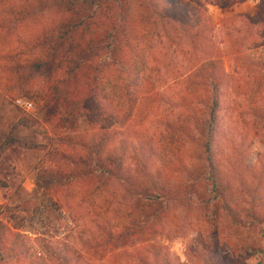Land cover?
Masks as SVG:
<instances>
[{
	"label": "trees",
	"instance_id": "16d2710c",
	"mask_svg": "<svg viewBox=\"0 0 264 264\" xmlns=\"http://www.w3.org/2000/svg\"><path fill=\"white\" fill-rule=\"evenodd\" d=\"M244 1L0 0V44H10L0 53V88L23 96L43 84L38 100L62 102L70 118L88 126L58 135L61 148L50 157L63 168L52 177L54 194L61 198L72 185L80 184L99 192L116 182L131 198L126 221L101 227L85 253L91 246L121 247L149 237L171 206L179 203L195 205L202 214L212 264H249L248 259L253 260L250 264H264V234L261 245L246 249L243 256L235 255V249L226 252L218 247L227 220L236 229H264L262 207L250 209L244 217L237 214L214 154L219 139L226 136L221 111L227 89L246 101L254 134L264 147V63L253 62L256 70L245 67V73L233 81L224 57L240 54L239 44L226 39L228 44L221 46L207 11L210 3L229 8ZM232 21L258 30L264 43V0H258L254 14L226 17L222 25ZM151 37L178 42L190 67L175 94L178 105L187 111L163 123L164 134L147 144L131 124L142 105L165 95L141 72L151 52ZM234 60L240 59L236 55ZM187 146L197 155H187L185 162L181 153L188 151ZM155 147L165 151L159 161H165L167 177L147 159L139 172L127 170V158L138 160L144 154L156 160ZM6 149L5 143L0 146V157ZM166 149L171 156H166ZM257 161L264 174V153ZM6 185L0 178V187ZM5 209L0 205V212ZM46 254L53 264H90L74 248L49 246ZM5 262L42 264L33 257L25 234L0 220V264Z\"/></svg>",
	"mask_w": 264,
	"mask_h": 264
},
{
	"label": "rangeland",
	"instance_id": "374dc122",
	"mask_svg": "<svg viewBox=\"0 0 264 264\" xmlns=\"http://www.w3.org/2000/svg\"><path fill=\"white\" fill-rule=\"evenodd\" d=\"M257 3L258 0H245L229 8L217 3L207 5L216 25L217 40L223 41L221 46L228 44L226 39L239 44L240 54L224 57L225 70L232 74L233 81L245 73V67L256 70L253 62L264 63V43L255 28L247 29L239 21L222 25V21L229 16L254 14ZM151 38V52L145 56L141 72L165 95L142 105L131 124L133 130H139L146 137L147 144H154L164 134L161 131L163 123L171 122L187 111L178 105L175 94L181 91V76L190 67L178 42L164 43L159 38ZM9 45L0 44V53ZM236 55L240 60H234ZM251 72L245 77H250ZM42 85L33 86L23 96L0 88V146L5 143L7 148L0 157V178L7 184L0 187V205L6 208L0 212V220L25 234L33 257L42 264H53L46 254V247L50 246L60 250L77 249L83 254V262L90 264H212L205 248L208 232L202 214L195 205L187 207L179 203L171 206L161 226L149 237L121 247L91 246L85 253L101 227L126 221L131 198L116 182L109 183L99 192L80 184L72 185L61 198L54 194L52 177L63 168L50 157V153L61 148L58 135L88 126L81 119L70 118L62 102L54 104L50 100H38ZM18 98L31 102L33 107L24 110L15 106L14 100ZM221 115L226 136L219 139L214 154L231 203L241 217L250 209L261 207L264 214V174L257 161L258 155L264 153V147L254 134L246 101L227 89L222 96ZM155 150L156 160H150L144 154H139L138 160L127 158V170L139 172L147 159L149 163L154 161L167 177L169 172L162 168L165 161H159L164 158L165 151L156 147ZM187 150L181 153L185 162L187 155H197L190 147ZM166 153L169 156L172 152L166 149ZM262 234L264 229H236L227 220L220 229L218 247L226 252L235 249V255L243 256L246 249L261 245ZM246 262L250 264L253 260Z\"/></svg>",
	"mask_w": 264,
	"mask_h": 264
},
{
	"label": "built area",
	"instance_id": "2783aa9c",
	"mask_svg": "<svg viewBox=\"0 0 264 264\" xmlns=\"http://www.w3.org/2000/svg\"><path fill=\"white\" fill-rule=\"evenodd\" d=\"M14 103H15V106L21 107L24 110H30L33 107L31 102L24 101L23 99H20V98L15 99Z\"/></svg>",
	"mask_w": 264,
	"mask_h": 264
}]
</instances>
